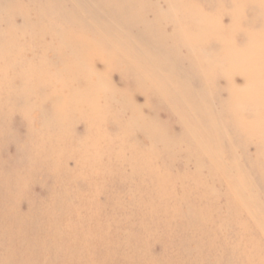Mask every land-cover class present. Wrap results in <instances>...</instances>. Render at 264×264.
<instances>
[{"label":"rangeland","instance_id":"rangeland-1","mask_svg":"<svg viewBox=\"0 0 264 264\" xmlns=\"http://www.w3.org/2000/svg\"><path fill=\"white\" fill-rule=\"evenodd\" d=\"M55 1L0 0V264H264L262 0L125 1L139 22L110 21L125 36L122 51L98 20L84 19L85 28L64 24V38L56 36L60 22L46 26L48 18L58 20L48 13ZM195 10L191 24L182 20ZM180 29L203 38L183 45L172 35ZM140 35L174 48L135 65L130 53L145 50L135 41ZM102 44L108 53L96 57ZM229 51L250 57V75L225 72ZM205 58L210 68L197 66ZM164 60L182 63L174 79L179 95L207 92L199 101L210 112L206 128L216 131L214 139L188 137L177 97L156 69ZM255 75L258 81H249ZM38 81L43 86L33 88ZM215 144L223 153L216 162L207 155ZM139 162L151 164L140 166L143 185L131 171ZM238 168L251 187L238 179ZM167 176L176 180L169 185ZM196 176L197 192L189 186ZM233 184H244L241 191L249 188L257 201ZM207 189L214 196L201 194ZM167 191L178 202L165 200ZM138 202L161 207L149 216ZM195 211L203 221L192 228L187 217Z\"/></svg>","mask_w":264,"mask_h":264},{"label":"bare ground","instance_id":"bare-ground-1","mask_svg":"<svg viewBox=\"0 0 264 264\" xmlns=\"http://www.w3.org/2000/svg\"><path fill=\"white\" fill-rule=\"evenodd\" d=\"M125 1H129V0H79V2L77 3V2H75L74 0H57V1H55V2H53L52 4H50L49 5V11H48V13H49V15H51V14H53L54 15V13H58V16H57V19L58 20H55V17L53 18H48L47 20H46V23H47V25L46 26H50V25H54L55 24V22H60V24H57V26L59 27V29L58 30H55L53 33L56 35V36H60V38H64V36L62 35L63 33H64V28H65V25L64 24H69V23H72V22H74V24L76 25V26H79V27H81V28H85L88 24V22H89V20L91 21V22H95V21H97L98 20V22L99 23H97V25H99L100 23H103L102 25L100 24V26H102V27H100L99 29L100 30H103V32L105 33V34H107V36H108V39L109 40H111V41H113V48L115 49V50H118V51H122V50H125V48H126V46L127 45H124V44H126V41H125V36H123V35H119L118 34V32L117 31H115V30H113L112 28H113V25H109L110 24V21H114V22H117L116 20H119V18H121L123 21H125V22H131V23H138L139 22V19H138V17H136L134 14H133V11H130L129 9H126V6L123 4ZM131 1H133V0H130L129 2H131ZM73 3V4H75V5H70L71 3ZM68 4H69V6H70V9H68ZM174 4H175V2H174ZM175 5H177L176 7L177 8H180V9H182L183 10V6H182V4H175ZM261 5L264 7V0H262L261 1ZM140 7V6H139ZM96 8H101V10H102V13H101V15H97V13L95 12L96 11ZM195 9V8H194ZM202 11V10H201ZM208 17V16H207ZM206 17V18H207ZM261 18H263V20H264V12H263V15L261 16ZM84 19L86 20V21H88V22H85V24H87V25H85L84 24ZM195 19H197V10H195V11H188L187 12V14H186V16H184L183 17V21L184 22H186V23H190L191 24V21H194ZM209 19V18H208ZM112 29V30H111ZM264 29V28H263ZM262 29V30H263ZM234 30V29H233ZM43 32V31H42ZM120 32V31H119ZM209 33V32H208ZM210 34V33H209ZM226 34V33H225ZM173 36H175L176 37V39H178V41L180 42V41H182L181 43H183V45H185V44H187V40H189V39H191V40H197V38H199V39H201V38H203V34H199V35H197V32H189V31H185V30H177V31H175L173 34H172ZM227 35V34H226ZM209 36V35H208ZM221 36V35H220ZM228 37V36H227ZM162 38V37H161ZM160 38V40H159V38H157V37H155L154 35H150V36H143V35H140L138 38H137V40H135L136 41V43H138L139 45H142L144 48H145V50H144V53L143 54H140V55H137V54H132V53H130V57H131V60L133 61V64H135V65H137V64H139V65H142L143 64V62L145 63L146 61L147 62H152V61H158L157 59L159 58V55H160V52L161 51H168V50H172L173 48H174V45H171V46H166L165 44H164V39H161ZM256 37H254V39H255ZM215 39V38H214ZM72 41V40H71ZM141 41V42H140ZM178 41H177V43H178ZM199 41V40H198ZM205 41H207V39L205 40ZM225 41V40H224ZM65 43L64 44H66L67 46H70V43H72V42H68L67 40H65L64 41ZM189 42V41H188ZM190 43V42H189ZM231 43V42H230ZM253 42H250L249 44H248V47L250 48L251 47V44H252ZM191 44V43H190ZM103 45V44H102ZM134 45H135V43H134ZM8 47H9V49H13V46L12 45H8ZM151 47H152V49L153 50H150L151 49ZM187 48L188 49H190V47H189V45H187ZM5 49L7 50V47L5 46ZM99 50V52H98V54H96V57L97 56H100L99 54H104V53H108V49L103 45L102 47L100 46V48L98 49ZM18 51V50H17ZM263 51V50H262ZM261 51V52H262ZM256 53H258V52H256ZM263 53L264 52H262L261 54L263 55ZM224 54V53H223ZM259 54H260V52H259ZM180 55V54H179ZM182 55V54H181ZM217 56H219V55H217ZM174 57V56H173ZM239 57H241V58H239ZM260 57V59H259V61L260 62H262L263 64H264V56H259ZM130 59V58H129ZM160 59H162V58H160ZM208 59H210V58H205V59H200L199 61H197V66H199V65H201V64H203L206 68H210V66H209V63H208ZM93 60H97L96 58H94ZM92 60V61H93ZM250 60V57L249 56H247V55H243V54H241V56H239V55H235L234 53H232V52H227V56H226V60H225V65H226V70H225V72L226 71H228V72H230V73H233V72H240V76L241 77H243V78H245L246 76H247V74H249L250 75V73L252 72V70H249V67H247V66H245L244 64L246 63V62H248ZM258 60V59H257ZM165 61V60H164ZM172 61V60H171ZM168 62L167 60L165 61V62H161L160 61V63L159 64H157L156 65V69H157V71L158 72H160L161 74H163L164 75V79L165 80H167V82H168V84H167V86H165L167 89L166 90H168L169 91V96L170 95H172V97L174 98V97H177V99H175L176 100V102H175V105H177L179 108H180V110L182 111V114H183V116L182 117H184L183 118V120H181L182 121V124H183V126H184V130H185V132L188 134V137L190 138V139H192V140H196V139H198V138H200V137H202L203 136V134H205V136H208V135H210V133H211V136L210 137H212V134L213 133H216V131H214V130H212L211 128V130L210 129H207L206 127H208L207 126V124H209L208 123V121L207 120H209L208 118H210V116H209V114L208 113H210L208 110H207V108H206V105L205 106H203V104H202V102L201 101H199V100H203V101H207V98L209 99V97H208V94H207V92L205 91V90H202V91H194V90H192V89H185V95H179V92L178 91H180V90H178V88H179V86H180V84H177V83H175V78H177V79H179V75L182 73V72H180V70H179V68H180V66L178 67V64L179 63H176V62ZM258 61V62H259ZM94 62V61H93ZM157 63V62H156ZM182 64V63H181ZM181 64H179V65H181ZM261 64V63H260ZM259 64V66H261ZM41 64H40V69H41ZM152 66H153V64H152ZM194 66H196V63H194L193 62V64L191 63L190 64V69L192 68V67H194ZM202 66V65H201ZM257 66V65H256ZM258 66V67H259ZM39 68V64L38 65H36L35 66V68L34 69H38ZM40 69H39V71H40ZM192 71V70H191ZM209 71V70H208ZM196 72V71H195ZM198 72V71H197ZM151 73L152 72H150L148 75H151ZM207 73V72H206ZM210 73V72H209ZM183 74V73H182ZM182 74L180 75V77L182 76ZM202 74V73H201ZM211 74V73H210ZM236 74V73H235ZM163 75H161V76H163ZM207 75H208V73H207ZM128 76V75H127ZM130 77V76H129ZM185 77V76H184ZM263 78V77H262ZM255 81V82H257L258 81V79H257V77H256V75L255 76H253V77H251L250 76V78H249V81ZM206 82H207V80H206ZM210 83V82H209ZM208 84V83H207ZM153 85H156L158 88L159 87H161L162 86V84L161 83H159V82H157V83H155V82H153ZM182 85H183V83H182ZM182 85H181V87H182ZM40 86H43V84L41 83V81L39 82H36L35 84H34V86H32L33 88H39ZM164 87V86H163ZM191 87V86H190ZM207 87V86H206ZM205 87V88H206ZM261 87V86H260ZM256 88V87H255ZM184 89V88H183ZM178 90V91H177ZM210 90V89H209ZM27 91V90H26ZM31 91V90H30ZM258 92V91H257ZM37 93V92H36ZM35 94V93H34ZM24 96H25V92H24ZM37 96V95H36ZM249 96V95H248ZM257 96H259L258 94H257ZM256 97V96H255ZM255 97H254V99H255ZM251 98V97H250ZM250 98H242V97H240V98H238V101H240V102H242L243 100H248V101H252V100H250ZM67 100H69V99H67ZM260 100H262V99H260ZM259 100V101H260ZM90 101V100H89ZM257 101H258V98H257ZM32 102V101H31ZM91 102V101H90ZM262 102H264V101H262ZM92 104V103H91ZM186 105H190V107H186ZM187 108H189V109H187ZM100 110V109H99ZM179 110V111H180ZM210 110V109H209ZM251 110V109H250ZM256 111V110H255ZM101 112V111H100ZM99 112V113H100ZM244 112V111H243ZM104 113V112H103ZM103 113H100L102 116H103ZM212 114V113H211ZM260 114V113H259ZM100 115V116H101ZM185 115V116H184ZM189 116L190 118H193L196 122H194L193 120V122L194 123H192V122H187L186 121V118ZM262 117V116H261ZM101 119V118H100ZM191 120V119H190ZM211 121V120H210ZM209 121V122H210ZM254 121V120H253ZM252 121V122H253ZM198 122V123H197ZM245 122H247V121H245ZM251 122V123H252ZM259 122V121H258ZM264 122V121H263ZM211 123V122H210ZM249 123V122H248ZM260 123V122H259ZM214 124V123H213ZM239 124V123H238ZM253 124V123H252ZM255 124V123H254ZM212 125V124H211ZM256 125V124H255ZM252 126V125H251ZM254 126V125H253ZM257 126H259L258 125V123H257ZM199 127H205L206 128V130L205 131H203L204 129H202V128H199ZM256 127V126H255ZM263 127V126H262ZM155 128H157V127H155ZM259 128H261L260 126H259ZM252 130L254 129L255 130V128L254 127H252L251 128ZM257 129V128H256ZM159 130V129H158ZM203 132H202V131ZM262 130V129H261ZM89 131H90V128H89ZM228 131V130H227ZM256 131H258V130H256ZM148 133H147V135H148V137L151 139V140H154V138H155V135H152L151 133H150V131L148 130L147 131ZM262 132V131H261ZM254 134V133H253ZM214 136V135H213ZM95 137V136H94ZM228 137V136H227ZM229 137H230V134H229ZM248 137H250V135L248 136ZM213 139H214V137H212ZM93 139V138H92ZM95 139V138H94ZM230 139V138H229ZM208 140V139H207ZM227 140V139H226ZM209 141H211L212 142V140L210 139ZM229 141H232V140H229ZM93 142V141H92ZM215 142H217L218 143V141H215ZM221 142V141H220ZM214 143V142H213ZM233 143V142H232ZM207 145V144H206ZM214 145V144H213ZM225 145V144H224ZM231 145V144H230ZM233 146V145H232ZM264 146V145H263ZM207 147H210L209 145H207ZM222 147H223V145H222ZM232 148V147H231ZM88 149H90L91 150V146L89 145V147H88ZM211 151H210V154H209V152L208 151H206V152H208L207 153V155L208 156H212L213 157V160H214V162H216V160L215 159H218L219 160V158H222V157H220V156H222V152H221V147L218 145V144H215V146H212L211 148ZM209 149V150H210ZM224 149H227V148H225L224 147ZM235 149V148H234ZM85 150H87V149H85ZM173 150V149H172ZM176 150V149H175ZM208 150V149H207ZM237 150V149H236ZM235 150V151H236ZM225 151V150H224ZM227 151V150H226ZM225 151V152H226ZM87 152V151H86ZM171 152H174V151H171ZM176 152H178V151H176ZM232 152V151H231ZM237 152V151H236ZM139 154V153H138ZM228 154V153H227ZM84 155V154H83ZM140 155V157H142V155L141 154H139ZM192 155V154H191ZM206 156V155H205ZM224 156V155H223ZM227 156V155H226ZM225 156V157H226ZM232 156H233V153H232ZM235 156V155H234ZM234 156H233V159H234ZM145 157H148L147 155H145ZM169 158L171 159V156H169ZM224 158V157H223ZM240 158V157H239ZM242 159V158H241ZM240 159V160H241ZM224 160V159H223ZM240 160L238 161V162H240ZM145 163H147L148 165H151L150 164V162H142V163H137V164H135L134 165V167H132V174H133V176H135L138 180H139V182H141V185H143V183H145L144 182V179H143V175H142V171L140 170L141 168H140V166L141 165H144ZM217 164V163H216ZM241 165H242V163H240ZM244 164V163H243ZM218 166H219V163L217 164ZM232 165V164H231ZM230 165V166H231ZM233 166V165H232ZM235 166V165H234ZM206 167H207V165H206ZM221 167V166H220ZM219 167V168H220ZM235 167H237V166H235ZM241 167V166H240ZM242 168H243V166H242ZM244 169V168H243ZM211 171V170H210ZM212 172V171H211ZM227 174V173H226ZM235 174H237V173H235ZM200 175V174H199ZM210 175H212V174H210ZM224 175V174H223ZM130 176H131V174H130ZM151 176H153L152 174H151ZM150 175H148V177H151ZM229 176V175H228ZM235 176V175H234ZM234 176H232L233 178H234ZM238 179H241V181H243L242 183H244V182H246V183H248V180H247V177L244 175V172H243V170L242 169H239L238 168ZM236 178V177H235ZM171 178H170V176H167V180L166 181H168V183H169V185H171L174 181L173 180H176V178H172V180H170ZM225 179V178H224ZM224 179H223V181H224ZM226 179H227V177H226ZM225 179V180H226ZM228 179H229V177H228ZM187 181V179H184V180H182V181ZM240 181V180H239ZM188 183H189V181H187ZM207 182V181H206ZM227 182V181H226ZM234 182H235V180H234ZM233 182V183H234ZM146 184V183H145ZM208 184V183H207ZM228 184V183H227ZM245 184V183H244ZM243 184V185H244ZM92 185V184H91ZM190 185H193V190L195 191V192H197V188H199V187H201V185H199V184H197V176L193 179V181L189 184V186ZM234 186V191H236V192H239L240 194H241V196H244V195H249L250 197H252L253 198V200H255V201H257V198H258V196H255V193L252 191V190H249V188H247V190L246 189H243V191H241V187L243 186L242 184V186L241 185H238V184H233ZM251 185V184H250ZM249 185V183H248V186H250ZM246 186V185H245ZM207 187H209V186H207ZM244 187V186H243ZM251 187V186H250ZM183 189H185V186H183L182 187ZM232 188V187H231ZM254 188V187H253ZM252 188V189H253ZM182 190V189H181ZM232 191V190H231ZM199 192V191H198ZM182 193V192H181ZM214 193H215V191H214ZM214 193H212L209 189H207V190H205V192L204 193H201L204 197H207V196H210V197H212V196H214ZM160 196H162L161 194H159ZM185 195V194H184ZM187 195V194H186ZM247 195V196H248ZM164 199L165 200H168V202H178V200L177 199H174V200H171L172 199V196H171V194L167 191V192H165L164 193ZM181 197L183 198L184 196H182L181 195ZM257 197V198H256ZM185 198V197H184ZM138 203H140L142 206H143V208H146L147 209V211H145V213L147 214V215H149V216H151V215H154L155 213H157V212H159V208L161 207V205L159 204V205H157L158 207H156V208H151V209H149L148 208V206H147V204H145V202H138ZM182 203H183V201H182ZM256 203V202H255ZM257 204V203H256ZM258 204H259V202H258ZM167 205V204H166ZM237 205H238V203H237ZM256 207V206H255ZM261 207V206H260ZM164 209H167V206H165L164 207ZM210 209L211 208H208L207 210H206V208L205 209H202L201 211H206V212H210ZM256 209H257V207H256ZM259 210V209H258ZM257 213V212H256ZM259 213H260V211H259ZM97 214V213H96ZM145 218H146V216H145ZM260 218V217H259ZM258 218V219H259ZM262 218V217H261ZM187 219H188V224L192 227V228H196L197 227V224H199L200 222H202L203 221V217L201 216H197V212L195 211V215H194V217H187ZM259 220H261L262 221V219H259ZM263 221H264V219H263ZM264 223V222H263ZM78 226L79 225H75V228H78ZM264 226V225H263ZM143 227V226H142ZM88 230V229H87ZM74 231H76V230H74ZM88 232V231H87ZM251 263V262H250ZM249 264V263H248Z\"/></svg>","mask_w":264,"mask_h":264}]
</instances>
